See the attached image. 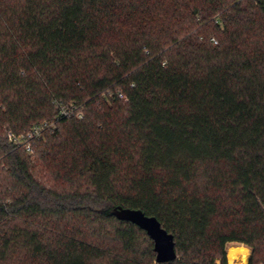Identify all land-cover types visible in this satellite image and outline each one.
<instances>
[{
  "label": "trees",
  "instance_id": "trees-1",
  "mask_svg": "<svg viewBox=\"0 0 264 264\" xmlns=\"http://www.w3.org/2000/svg\"><path fill=\"white\" fill-rule=\"evenodd\" d=\"M44 121L33 153L9 141ZM229 243L264 245V0H0V264H228Z\"/></svg>",
  "mask_w": 264,
  "mask_h": 264
},
{
  "label": "water",
  "instance_id": "water-1",
  "mask_svg": "<svg viewBox=\"0 0 264 264\" xmlns=\"http://www.w3.org/2000/svg\"><path fill=\"white\" fill-rule=\"evenodd\" d=\"M119 218L129 219L140 224L154 241L156 261L168 262L177 258L174 234L169 232L156 216L146 215L140 210H116Z\"/></svg>",
  "mask_w": 264,
  "mask_h": 264
},
{
  "label": "rangeland",
  "instance_id": "rangeland-1",
  "mask_svg": "<svg viewBox=\"0 0 264 264\" xmlns=\"http://www.w3.org/2000/svg\"><path fill=\"white\" fill-rule=\"evenodd\" d=\"M34 157H37V155H35ZM50 177L45 178V180H47V182L50 185L55 186L56 189L61 190V191L62 190L69 191L71 189L70 185L66 181L61 180V179L54 180L53 178H51V180H50ZM74 222H77V221L73 220V221H71V222H69L67 224L68 225L69 224L72 225ZM108 226H110V225H107L106 228H110ZM110 229H112V228H110ZM89 231L90 230L88 229L87 232H89ZM105 238L107 239V240L104 241L106 246L112 247V246L117 244V241H115L112 237H105ZM139 244H140V248L141 249H145V250L148 251V247H150V238H149V236H147L146 234H141V239H140ZM230 246H244V247H246L249 250L248 261L246 263H242V261H239V262H236L234 264H248L252 254H253L252 248L247 246V245L241 244V243H229V244H227V254H228V249H229ZM19 254H21V253H19ZM18 256L20 257V255H18ZM21 256H23V259H19V257H18V259L17 260L15 259L12 264H26V262L30 261L29 257L26 258V255L24 256L22 254ZM254 257H255V264H264V245L260 246L258 252H256ZM227 263L231 264V263H229L228 255H227Z\"/></svg>",
  "mask_w": 264,
  "mask_h": 264
},
{
  "label": "built area",
  "instance_id": "built-area-1",
  "mask_svg": "<svg viewBox=\"0 0 264 264\" xmlns=\"http://www.w3.org/2000/svg\"><path fill=\"white\" fill-rule=\"evenodd\" d=\"M120 97H124V94L120 92ZM61 113L63 115H74V110H67L65 107H62ZM77 117L83 118V113H77ZM56 125L54 122L44 121L35 126H33L29 130H25L23 132L17 133L15 131H8V139L15 147L25 148L27 152H34V144L40 140L45 132L49 129H55Z\"/></svg>",
  "mask_w": 264,
  "mask_h": 264
},
{
  "label": "bare ground",
  "instance_id": "bare-ground-1",
  "mask_svg": "<svg viewBox=\"0 0 264 264\" xmlns=\"http://www.w3.org/2000/svg\"><path fill=\"white\" fill-rule=\"evenodd\" d=\"M227 255L231 264L239 261L246 263L249 258V250L244 246H230Z\"/></svg>",
  "mask_w": 264,
  "mask_h": 264
}]
</instances>
